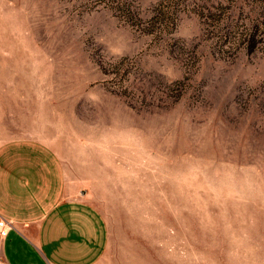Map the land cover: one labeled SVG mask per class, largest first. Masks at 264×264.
Instances as JSON below:
<instances>
[{
  "label": "rangeland",
  "instance_id": "374dc122",
  "mask_svg": "<svg viewBox=\"0 0 264 264\" xmlns=\"http://www.w3.org/2000/svg\"><path fill=\"white\" fill-rule=\"evenodd\" d=\"M14 140L102 213V264H264V0H0Z\"/></svg>",
  "mask_w": 264,
  "mask_h": 264
},
{
  "label": "crops",
  "instance_id": "0c3cea01",
  "mask_svg": "<svg viewBox=\"0 0 264 264\" xmlns=\"http://www.w3.org/2000/svg\"><path fill=\"white\" fill-rule=\"evenodd\" d=\"M57 154L32 140L0 145V251L7 264H102L100 211L69 196Z\"/></svg>",
  "mask_w": 264,
  "mask_h": 264
},
{
  "label": "built area",
  "instance_id": "2783aa9c",
  "mask_svg": "<svg viewBox=\"0 0 264 264\" xmlns=\"http://www.w3.org/2000/svg\"><path fill=\"white\" fill-rule=\"evenodd\" d=\"M5 223V222H3ZM5 227H7V224L5 223ZM3 232V230L1 231V233ZM3 261V260H2ZM3 264H7L5 261H3Z\"/></svg>",
  "mask_w": 264,
  "mask_h": 264
}]
</instances>
